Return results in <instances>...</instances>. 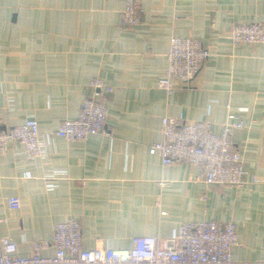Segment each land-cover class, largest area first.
Instances as JSON below:
<instances>
[{
	"label": "crops",
	"instance_id": "1",
	"mask_svg": "<svg viewBox=\"0 0 264 264\" xmlns=\"http://www.w3.org/2000/svg\"><path fill=\"white\" fill-rule=\"evenodd\" d=\"M141 23L119 29L122 0H0V117L10 129L37 121L44 155L30 160L8 143L0 156V237L30 256L54 226L77 218L85 249H129L133 237L173 235L183 223L232 221L233 264L264 262V45L235 46L232 24L264 23V0H139ZM171 37L202 41L209 59L167 94ZM113 88L103 133L69 143L53 135L74 120L91 80ZM229 105L244 123L230 141L257 184L207 187L188 164L163 167L150 147L161 119L211 122ZM167 183L162 187L160 184ZM21 207L11 210L8 199ZM48 249L44 256H52Z\"/></svg>",
	"mask_w": 264,
	"mask_h": 264
},
{
	"label": "built area",
	"instance_id": "2",
	"mask_svg": "<svg viewBox=\"0 0 264 264\" xmlns=\"http://www.w3.org/2000/svg\"><path fill=\"white\" fill-rule=\"evenodd\" d=\"M123 9L118 20L119 29H132L141 23L139 0H122ZM235 46L264 45V23L232 24L228 29ZM209 51L202 41L188 37H171L166 56L165 73L156 87L167 94L174 89V82L189 83L209 59ZM90 93L82 101L78 117L64 120L53 135L69 143L84 142L89 137L103 133L108 120L107 97L112 87L95 78L89 84ZM226 106V120L219 132L211 129V122L188 123L182 117H163L162 138L150 147L163 167L188 164L199 169L200 180L207 187L239 188L250 182L243 166L242 153L234 149L230 136L244 123ZM0 117V156L5 154L8 143H18L30 160L44 155L38 123L33 118L22 124L3 129ZM162 187L167 183L162 182ZM11 210L21 207L17 197L7 202ZM129 249L109 247L85 249L82 245L81 226L77 218L68 217L54 226L50 241L32 244L30 256L17 255V244L9 237H0V264H233L232 251L238 246L237 227L232 221H202L183 223L166 239L133 237ZM52 249V256L43 252ZM258 264H264L258 263Z\"/></svg>",
	"mask_w": 264,
	"mask_h": 264
}]
</instances>
